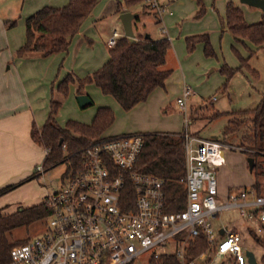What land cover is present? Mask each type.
<instances>
[{
    "label": "built area",
    "instance_id": "obj_1",
    "mask_svg": "<svg viewBox=\"0 0 264 264\" xmlns=\"http://www.w3.org/2000/svg\"><path fill=\"white\" fill-rule=\"evenodd\" d=\"M147 2L159 16L165 12L157 0ZM118 38L114 31L107 47L113 48ZM191 95L185 87L176 99L184 116L182 211H166L162 179L135 170L142 134L102 136L79 152L65 185L42 199L49 212L44 233L14 247L0 264H133L144 254L147 264L166 255L176 256L178 264H224L225 257L248 264L240 233L215 227L214 219L222 210L237 208L241 218L258 222V234L264 233V196L245 189L219 204L215 169L222 166L225 152L241 149L191 134L186 115ZM36 171L43 174L41 166ZM198 236L209 249L187 260L189 241Z\"/></svg>",
    "mask_w": 264,
    "mask_h": 264
},
{
    "label": "trees",
    "instance_id": "obj_2",
    "mask_svg": "<svg viewBox=\"0 0 264 264\" xmlns=\"http://www.w3.org/2000/svg\"><path fill=\"white\" fill-rule=\"evenodd\" d=\"M98 2L99 0H69L62 8L45 6L37 10L25 20V43L16 51V57L24 58L29 54L48 57L66 52L72 38L91 15ZM146 2L147 0H122L117 7L121 10L123 7L130 8L136 4H143L146 8ZM196 3L199 8L198 16H200L204 13V5L202 0H196ZM224 25L237 42L245 47L248 43L259 50H264V13L257 23L249 25L245 22L241 9L229 1L226 6ZM10 26L12 27L13 24ZM135 39L134 42H130L125 37L118 38L115 46L109 50V60L101 69L83 79L67 75L52 92L47 121L41 127L33 124L31 128L32 140L45 150L41 163L43 173L67 161L75 167L79 152L102 137L114 121V113L110 108L99 107L91 124L84 125L69 121L63 128L60 127L56 122V115L61 105L60 99L67 96L69 85L76 86L77 95H81L87 85H94L103 95L112 97L123 111H129L145 102L152 91L164 87L170 75V71L163 69L170 42L167 39H145L141 34L135 35ZM199 43L203 44V53L206 57L215 56L206 34L186 38L189 52ZM233 52L240 61V68L249 69L247 60L240 57L236 50ZM240 68L231 69L226 64L222 65L220 72L225 77L224 88L229 79L240 71ZM220 115L222 114L216 113L215 117ZM142 136L143 148L135 170L162 179L166 211H182L185 207V189L180 180L185 175V157L181 134L145 133ZM218 140L250 152L247 156L254 159L255 165L250 172L254 184L249 189L256 196H264L262 188L264 187V171L262 170L264 97L254 109L231 112ZM33 177L35 175L31 176ZM15 188V185L0 188V197ZM1 211L2 208H0V263H4L14 247L28 241L10 242L5 238V232L15 227L28 226L46 220L49 212L42 202L11 215L2 214ZM254 240L264 249V238L254 235ZM208 249L205 238L195 237L189 241L186 259L193 260ZM260 263L264 264V254L260 258ZM149 264H178V261L176 256L166 255L151 260Z\"/></svg>",
    "mask_w": 264,
    "mask_h": 264
},
{
    "label": "rangeland",
    "instance_id": "obj_3",
    "mask_svg": "<svg viewBox=\"0 0 264 264\" xmlns=\"http://www.w3.org/2000/svg\"><path fill=\"white\" fill-rule=\"evenodd\" d=\"M35 1L36 0H32L31 2L27 0H0V33L6 28L14 31L18 30L16 29L18 28L17 24L30 12V5L37 3L39 5H44L47 0ZM116 1L122 3V0H99L96 6V10L100 9L99 17L103 15V18L94 26L96 27L95 33L98 38H102V41L105 40L108 35H111L114 30H116L119 35H123V27L119 19V16L123 12L118 10ZM187 1L193 6V9L186 12L182 21H179L178 25L172 28H176L178 31L184 23L187 26L192 25L200 27L201 25V27H207L205 33L209 35V38L211 37L209 40L215 56L206 57L200 46H196L191 52L188 51L190 62L184 74L185 83L189 86L191 91L197 93V96H193L188 100L186 115L187 117L194 118L197 123L201 122V125L196 123V127L191 129L193 131L191 134L194 137H198L199 132L196 131V129L201 128L200 135L205 139H212V137H220L222 128L227 124L231 112L254 109L264 97V50H259L253 45H250L249 49L246 50L240 42H237L232 37L226 27L221 25L223 21V18L220 17L221 14L215 11L216 8H218L217 2L222 1L225 5L227 1H231L235 6L241 9L246 23L250 20L246 15L247 12H262L258 9L240 4L238 0H208V3L207 0H204L203 5L205 4L204 9H206V13L198 16L199 8L196 0ZM178 2V0H157L158 5L164 4L167 6L177 3L174 7L175 11L179 9L177 7ZM142 5L143 4H136L130 8H124L125 11L130 13H139V20L133 22L134 34L137 35L147 32L150 33L154 39L165 36L161 34L163 24L157 21V18L152 13L153 10L149 7V2L145 3V5H148L145 13H142ZM144 10L143 8V11ZM94 12L95 11H93L88 18L91 16L94 17L96 14ZM208 14H210V17H206ZM14 22H16L15 25L11 27L10 24ZM213 27L216 28L213 29ZM167 28H169V26H167ZM221 29L223 32H221ZM234 48L246 58L249 69L245 67L240 68L241 64L233 52V50H235ZM173 60L175 61V58H173ZM224 64L232 69L240 68V71H237L229 79L225 88L223 87L225 84V77L220 72V68ZM173 67L170 69H173V71L176 70V68L174 69ZM177 73L180 77V71ZM73 93L74 90L71 92L72 95L68 93L67 96L60 99L61 105L56 115V122L62 128L69 121L84 125L91 124L90 122H92L100 103L106 100L113 101L109 96H89L92 100V104L81 109L76 100L77 96L73 95ZM177 97L178 96H164V106L156 104L151 114L133 119L124 116V114L120 113L122 111L119 112V110L117 111L116 109L113 112L114 121L108 133L112 134L117 132L124 134L122 131H127L129 127L133 130H143L142 127H146L145 125H154V123L155 128L149 126V128L144 129L155 131L160 128L159 125L161 123L169 126L178 124V122H181L183 112L180 111L176 105L175 100ZM196 104L203 106V109L201 112H196L195 114L193 111ZM216 112L222 115L215 117L214 113ZM194 119H192V121L195 123ZM235 147L238 148V146ZM240 149L241 150H231L230 153L225 152V164L223 167H217L215 169L217 181H222L224 185L229 187V192L227 194L228 197L230 196L229 198H231L232 195L239 194L241 191L240 187L244 186L243 184L246 180L252 178L247 170V158H251L248 157L247 154H250V152H245L244 148ZM62 151L64 152L63 149ZM242 152H245L246 155ZM262 161V170L264 171V160ZM40 166L41 163L37 166H32L28 171L29 175H25L20 181L14 184L16 186L15 189L27 184L24 189L15 193L16 195H13L16 196L15 200L10 201L8 198L1 199L4 195L0 197L2 214L11 215L17 211L31 207L39 201H42L47 194L60 190L67 182V178L73 168L71 162L67 161L51 167L47 171H44L43 174H40V172L36 171V168ZM33 175H35V177L31 178ZM262 188L264 192V187ZM47 220L48 218L28 226L15 227L5 232L4 236L10 242L34 239L44 233ZM232 221H238V224H242V219L237 208L225 209L219 212L218 217L214 219V224L216 226L221 223L228 224V222ZM256 225L255 223L252 224V229L254 230H252L250 234H245L241 245L242 248L253 252L257 264H261L260 258L264 254V249L254 240V235L264 238V233L258 234L256 232ZM168 251L172 252L173 247L169 246ZM223 261L224 264H233L229 257H225ZM147 262L148 254H144L135 260L133 264H147Z\"/></svg>",
    "mask_w": 264,
    "mask_h": 264
},
{
    "label": "crops",
    "instance_id": "obj_4",
    "mask_svg": "<svg viewBox=\"0 0 264 264\" xmlns=\"http://www.w3.org/2000/svg\"><path fill=\"white\" fill-rule=\"evenodd\" d=\"M27 1L31 2L32 0ZM36 1L38 2L39 0ZM178 1L177 7L179 9L177 11L174 10V7L177 5V3L174 5L169 4L167 6L164 4L159 5L165 10V12L160 16L154 10L152 11L154 16L157 18V21L163 24L161 28V34L165 36L154 39L150 33H140L143 36L146 34L149 35L150 39L152 40L167 39L170 42V48L166 53L165 64L163 66L164 70L170 71V75L166 79L164 87L156 88L150 93L145 102L136 105L129 111H123L112 97L111 98L113 101L106 100L105 102H101L99 107H108L111 110L113 109V112L117 109L119 112L122 111L120 113L124 114L126 117H130L131 119L138 118L151 114L156 104L164 106V96L179 97L181 96L185 87L189 88V86H187L185 83L186 81L184 75L186 73L188 63L190 62V57L188 55V49L186 46V38L204 34L208 36V39L211 37L209 38V35L205 33L207 27H201V25L200 27L192 25L187 26L184 23L178 31L176 28H172L173 26L178 25L179 21H182L186 12H189L193 9V6L187 0ZM68 2L69 0H47L44 5H39L38 3L32 4L29 8L30 12L27 13L23 20L19 19L20 22L17 24L18 28H16L18 30L14 31L6 28L0 33V188L14 185L16 182L20 181L22 177L28 174V171L32 166H37L38 164L42 163L45 156V150L42 146L36 145L32 140L31 128L33 124H35L37 127H41L47 121L50 112V100L52 97V92H54L59 82H61L67 75H74L78 79H83L87 76H90L94 72L101 69L110 58V48H108L106 44L111 35H108L107 38L102 41V38H98L95 33L96 27L94 26L103 18V15L102 17H99L100 9L96 10L97 5L93 9V11H95L94 13L96 14L94 17L91 16L83 22L78 33L72 38L66 52L53 54L48 57H41L37 54H29L24 58L16 57V51L25 43V20L42 7L50 6L54 8H62L67 5ZM116 2L118 6L120 2ZM228 2L229 1H227L224 5L222 1H218V8L215 10L217 13L221 14L220 17L223 18V21L221 20V25H223V27H225L224 17ZM145 6L147 8L148 5ZM124 8L125 7L121 9V12H128L125 11ZM143 8L142 13H145L146 8H144V11ZM204 13H206V9H204ZM137 15L139 20V13H137ZM246 15L251 20H249L247 23L255 24L260 20L262 13L254 11L247 12ZM206 17H210V14L206 15ZM15 23L16 22L11 24L15 25ZM167 26H169V28H167ZM214 28L216 27H213V29ZM114 31L117 32L116 30ZM221 32H223L222 29ZM120 37H123V35H120ZM246 45V47L245 45L242 46L248 50L251 44L246 43ZM196 46H200L203 51V44L199 43L195 45V47ZM236 52L240 57L246 60V58L240 52L237 50ZM172 57L175 58V61ZM171 67L174 69L176 68V70L173 71V69H170ZM179 71L181 75L180 77L177 73ZM73 90V95L78 96L76 94V86L69 85L68 93H70V95H72L71 92ZM196 94L197 93L192 91L191 97L197 96ZM81 95L88 96L90 100L91 98L89 96H105L94 85H87ZM202 109L203 106L196 104V106H194L193 112L196 114V112H201ZM188 118L191 121V126L189 129L192 133L193 131L191 129L196 127L197 122L192 117ZM183 119L184 116H182L181 122H178L176 125L172 124L171 126L161 123L159 127L163 129L158 127L159 129H156L155 131H150L148 129L147 131L144 129L149 128V126L151 128H155L154 123V125H145L146 127H142L143 130H133L131 127H129L127 131L122 132H124V134H181L183 131ZM192 119L195 120V123L192 121ZM197 124L201 125V122H198ZM109 128L103 133L102 136L122 134L117 132L109 134ZM200 130L201 128L196 129V131L199 132L198 137L204 138L200 135ZM214 138L215 137H212V139ZM216 139H218V137H216ZM223 158L224 162L220 167H223L225 164V154L223 155ZM217 182L218 202L220 205H222L230 197L227 196L229 187L224 185L222 181ZM253 184L254 181L252 178H250L246 180V182L243 184L244 186L240 188L241 190H249ZM26 186L27 184L18 187L17 189L1 197V199L8 198L10 201L15 200L16 196L13 195H16L15 193L21 191ZM40 202L41 201L38 203ZM241 219V225L237 223L238 221H232L228 222V224H218L215 227L221 228L228 226L234 231L240 233L243 241L245 234H250L252 233V230H254L252 229V224H257L255 226L257 227L258 222L245 220L243 218ZM222 233L223 232L220 229L219 234L221 235Z\"/></svg>",
    "mask_w": 264,
    "mask_h": 264
},
{
    "label": "water",
    "instance_id": "obj_5",
    "mask_svg": "<svg viewBox=\"0 0 264 264\" xmlns=\"http://www.w3.org/2000/svg\"><path fill=\"white\" fill-rule=\"evenodd\" d=\"M238 1L240 4L258 9L262 13H264V0H238ZM137 17H138L137 14H133L130 12L122 13L119 16V19L123 27V37L127 38L130 42H134L136 40L133 31V21L136 20ZM144 37L145 39L150 38L149 35L147 34ZM76 100L81 109H84L92 104L91 100L86 95H78L76 97ZM214 139H216V137ZM247 165H248V171L252 172L255 165L254 159L247 158ZM245 254L248 259V264H257L255 260V256L251 251L246 250Z\"/></svg>",
    "mask_w": 264,
    "mask_h": 264
}]
</instances>
